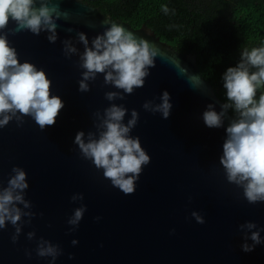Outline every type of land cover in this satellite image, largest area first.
<instances>
[{
  "label": "water",
  "instance_id": "95a60500",
  "mask_svg": "<svg viewBox=\"0 0 264 264\" xmlns=\"http://www.w3.org/2000/svg\"><path fill=\"white\" fill-rule=\"evenodd\" d=\"M54 2L66 14L57 20L54 44L48 42L46 32L8 36L19 62L43 70L51 81V94L65 107L56 123L43 131L30 117H24L20 127L13 121L0 128V182L7 186L12 168H22L29 185L25 199L36 214L15 244L10 224L0 230V264H49L50 258L36 256L40 238L62 249L55 264H264V243L245 253L238 230L246 222L264 229V202L249 204L242 189L226 181L219 158L225 129L234 118L228 110L223 127L205 126L202 114L207 105L213 104L219 113L224 102L201 74L196 56L175 51L146 26L135 29L82 0ZM111 22L148 40L160 53L144 86L113 102L105 99V93L118 90L104 85L103 74L90 82V91H78L83 71L79 57L65 58L62 50V41L71 39L82 53L76 33H84L90 46L92 38L103 34ZM165 91L172 104L167 120L142 108L146 101L160 103ZM110 103L129 110L125 123L131 110L138 112L139 121L130 135L139 137L150 157L130 195L112 187L103 171L83 159L73 143L77 132L96 131L93 113H103ZM73 194H83L87 211L70 232L67 220L80 207V202H71ZM193 211L203 216V224L191 218ZM32 231L36 236L29 241L26 234ZM260 236L264 239V231ZM72 240L78 243L73 246ZM25 250L31 251L30 259Z\"/></svg>",
  "mask_w": 264,
  "mask_h": 264
},
{
  "label": "clouds",
  "instance_id": "9594fccd",
  "mask_svg": "<svg viewBox=\"0 0 264 264\" xmlns=\"http://www.w3.org/2000/svg\"><path fill=\"white\" fill-rule=\"evenodd\" d=\"M162 11L168 14L170 10L165 5ZM62 15L66 16L59 11V4L54 0H0V128L13 121L20 127L23 118L30 117L43 131L46 126L56 123L65 107L58 96L51 94V81L46 73L31 63H20L15 48L8 41L9 35L24 31L35 36L46 32V39L54 44L58 39L57 20ZM9 23L14 27L9 28ZM66 31L70 33L73 29ZM76 43L83 46L82 53L71 39L62 41V50L65 58L79 57L78 66L83 71L78 91H90V82L95 81L98 74H103L104 85L118 90L105 93L109 102L124 100L126 95L142 88L150 75L149 69L155 67L154 61L160 55L155 45L114 22L103 34L92 38L90 46L89 39L81 32L76 33ZM251 68L257 70L250 71ZM222 80L228 102L221 105L219 113L213 104L207 105L202 114L203 122L210 129L221 128L228 110H234L236 116L225 129L226 139L219 164L226 181L242 189L243 198L249 204L264 202V94L258 101L255 99L257 89L264 85V47L245 48L240 62L236 67H229ZM170 99L165 91L159 97L160 103L146 101L142 108L145 112L159 113L167 120L172 109ZM128 112L123 104L110 103L103 113H93L96 131H89L87 135L83 131L77 132L73 141L82 158L90 160L97 171L102 170L104 179L125 195L135 192L143 167L150 163L139 137L130 135L139 121V114L131 110L130 119L125 123ZM28 187L27 173L19 167L12 168L7 186L0 182V230L10 224L14 228L11 236L14 244L23 227L30 225L36 215L31 211V202L25 199ZM70 199L72 203L80 202V207L75 208L67 220L71 232L78 228L87 208L82 203L83 194H73ZM191 218L197 224L205 222L195 211ZM238 230L243 234V252H252L257 245L264 243L260 236L264 229H259L255 223L241 224ZM35 236L34 231L26 234L29 241ZM71 243L75 246L78 241L72 240ZM35 253L37 257L50 258L49 264H55L63 251L59 245L40 238L36 240ZM25 255L30 259L32 253L25 250Z\"/></svg>",
  "mask_w": 264,
  "mask_h": 264
},
{
  "label": "trees",
  "instance_id": "16d2710c",
  "mask_svg": "<svg viewBox=\"0 0 264 264\" xmlns=\"http://www.w3.org/2000/svg\"><path fill=\"white\" fill-rule=\"evenodd\" d=\"M113 20L150 28L179 53L196 56L198 68L227 103L223 74L246 48L264 47V0H82ZM169 13L162 11V6ZM257 69L251 68L250 71ZM264 94V85L255 99ZM233 118L236 113L229 109Z\"/></svg>",
  "mask_w": 264,
  "mask_h": 264
}]
</instances>
